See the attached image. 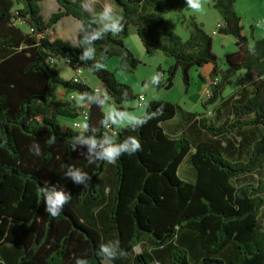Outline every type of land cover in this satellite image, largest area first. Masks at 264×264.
Masks as SVG:
<instances>
[{
    "label": "trees",
    "instance_id": "16d2710c",
    "mask_svg": "<svg viewBox=\"0 0 264 264\" xmlns=\"http://www.w3.org/2000/svg\"><path fill=\"white\" fill-rule=\"evenodd\" d=\"M41 1L0 0V264H264V37L244 33L237 0H213L221 17L218 33L234 37L238 46L227 54L226 69L219 66L203 24L189 20L190 36L183 40L158 18L182 11L186 0H113L123 27L95 40L89 61L79 56L87 47L81 41L98 27L95 13L82 0H56L58 10L45 20ZM65 16L82 23L76 43L48 36ZM132 27L147 54L161 51L175 59L165 88L173 86L180 71L188 92L190 70L212 65L211 77L220 78L206 103L221 100L228 113L221 123L200 118L194 139L172 137L164 123L183 108L152 100L143 115L151 119L142 126H103L107 97L118 104L136 98L106 68L114 56L128 72L141 64L125 42ZM67 59L82 72L91 71L100 82L98 90L64 78L57 66ZM158 71L164 74L161 67ZM239 71L244 73L241 86L223 97ZM60 90L68 96H59ZM82 94L100 101L85 95L87 130L62 125L61 116H80L74 99ZM260 127L262 134L251 130ZM80 135L109 136L117 143L131 136L141 149L113 164L89 165L86 146L74 144ZM34 142L38 157L29 151ZM187 157L194 180L179 174ZM68 166L89 174L87 187L63 175ZM46 184L71 195L55 218L45 212L41 189ZM101 244L113 247L115 257H101Z\"/></svg>",
    "mask_w": 264,
    "mask_h": 264
},
{
    "label": "rangeland",
    "instance_id": "374dc122",
    "mask_svg": "<svg viewBox=\"0 0 264 264\" xmlns=\"http://www.w3.org/2000/svg\"><path fill=\"white\" fill-rule=\"evenodd\" d=\"M194 3L198 4V8H192L188 5L182 11L166 12L158 18L163 19L167 26L183 40L188 39L190 36V29L187 26V22L189 20L194 18L198 23L203 24V28L212 36L214 40V52L218 56L219 66L226 68L227 55L224 52L226 50H238L236 40L234 37L228 35L226 36V40L223 41L224 37L221 34H212V31L217 26L216 17L219 15V12H217V10L213 7L212 0H196ZM43 7L45 17L49 18L58 10V3L56 0H43ZM236 10L242 18L244 33L248 35V37H250L249 35L252 33L256 39L263 38L264 0H237ZM74 20L77 21V19L72 16L65 17L58 25L55 26V30L57 31L60 26L66 24L67 21ZM211 26H213V28ZM125 42L126 45L141 60V64H139L133 72H128L120 68V58L118 56L112 57L106 64V68L113 72L120 82L128 84L132 88L133 93L136 95V98L133 100L124 101L120 104L113 102L112 99L107 97L103 105V110L113 119L119 121L117 124L113 125L115 130H119L122 126L131 124L141 118L146 113L148 103L152 100H165L174 104L177 103L182 108H184L185 104V99L182 97L184 84L180 72L175 76L173 86L171 88H165L164 86L168 77L167 70L174 64L175 59L165 55L161 51H157L153 55L147 54L135 27L131 28L130 34L125 39ZM159 67H161L164 71V77L162 78L158 71ZM57 68L60 74L66 79H70L74 76L75 69L68 66L63 60L58 63ZM243 74L240 71L230 78L229 83L225 88V92H223L224 94L226 93L225 95L233 94L241 86V78L243 77ZM157 75L159 76V82L153 85L151 83L152 77ZM80 78L81 80H84L85 78L91 86L99 85L100 87V82L89 70L81 72ZM140 94H143L146 99L144 105L142 106H138V96ZM59 96L66 97L68 95L63 90H60ZM77 97L79 96L76 95L74 104L80 110V116L77 118L61 116L60 122L62 125L70 127H74L76 122H80L81 130H85L82 126L85 124L87 125V123L83 119L82 115L83 112L88 111V105L85 102L78 103ZM262 218L264 219V210L262 212ZM140 250V246H137L136 251Z\"/></svg>",
    "mask_w": 264,
    "mask_h": 264
},
{
    "label": "clouds",
    "instance_id": "9594fccd",
    "mask_svg": "<svg viewBox=\"0 0 264 264\" xmlns=\"http://www.w3.org/2000/svg\"><path fill=\"white\" fill-rule=\"evenodd\" d=\"M186 3L189 5V7L198 8V4L194 3V0H186ZM98 17L99 19L96 21L98 27L93 29L90 35L81 41V43L87 45L83 51V54L79 56V60L81 61H89L94 59L95 48L93 47V42L95 40L101 39L107 32L117 34L123 27L121 18L118 15L113 14L110 8L103 9V11L98 14ZM100 66L101 65L98 63L94 64V67L96 68H99ZM158 82L159 76H153L151 83L154 85ZM85 95L88 94H82L77 97V102H84ZM88 98L89 101L100 103L95 95H88ZM148 119H151V116L145 115L134 121L131 126L140 127L146 123ZM118 122L119 121L113 119L110 115H105V117L101 120V123L104 127H110L117 124ZM82 127L87 130L88 126L85 124ZM48 142L54 144L56 142V137L54 135L51 136ZM74 144L86 146L87 154L85 158L89 165H92L97 161L113 164L122 154L133 155L141 149L139 140L131 136L117 143L112 139V137L109 136H104L102 139H98L96 136L86 137L80 135L74 139ZM29 151L34 156L38 157L41 155L39 148L35 146V142L33 143V146L29 148ZM63 175L70 178L73 183L83 185V187H87L91 180V177L86 171L74 166H68ZM41 195L43 196L45 212L53 218L60 215L63 207L71 199V195L68 192L62 189H57L55 186L49 187L48 184L42 187ZM97 252L101 257L108 259H112L116 255L115 249L105 244H101ZM77 264H84V262L77 260Z\"/></svg>",
    "mask_w": 264,
    "mask_h": 264
},
{
    "label": "crops",
    "instance_id": "0c3cea01",
    "mask_svg": "<svg viewBox=\"0 0 264 264\" xmlns=\"http://www.w3.org/2000/svg\"><path fill=\"white\" fill-rule=\"evenodd\" d=\"M82 1H83V4L86 10L89 13H95L96 21H98L99 19L98 14L101 13L103 9L105 8H110L113 14L118 15L121 18V15H122L121 11L119 7H117L114 4L113 0H82ZM236 3L234 5L235 10H236ZM41 7H42V14H43L44 19L48 20L49 18H46L44 15L43 0L41 1ZM65 17H68V16H65ZM65 17H63L56 25H58ZM216 18H217L216 23L221 21L220 14ZM55 26L53 27V29L48 30V36L50 39L64 38L70 41L71 43H76L78 33L80 29L82 28V23L79 20L67 21L66 24L60 26V28L57 31L55 30ZM211 27L213 28V26ZM222 36L224 37L223 39L224 41L226 40L227 38L226 36L228 35H222ZM249 41L251 44H253L252 39H250ZM213 50H214V40H213ZM235 51L226 50L224 53L227 55ZM222 69H226V68H222ZM211 70H212L211 64H206L202 67L196 66L190 70L191 86L187 93L184 92V85H183L182 97L183 99H185L183 112L181 113L179 112L172 119L164 123V128L166 129L167 133L170 136L179 137L180 135H183V136H187L188 138L192 140L196 137V134H198L199 130L196 127L200 128V125H199L200 118H209L217 124V123H221L227 116L228 114L227 111L224 108H222V106H220L221 100H217L214 103H208V104L206 103L205 90L207 89L209 80L211 78ZM241 72L243 74V71ZM74 74H75V71H74ZM83 81L87 82L85 78ZM92 87H94L95 89H98L99 85L92 86ZM225 94L223 93V97L229 96ZM187 113H195L197 115L192 116ZM251 130H254L257 134H262L263 132V129L261 127L257 129H251ZM235 136L236 134H232L229 136V138L233 139V137ZM185 160L180 165L179 174L184 179L194 180L195 172L193 168L191 167V165L188 163L189 162L188 157Z\"/></svg>",
    "mask_w": 264,
    "mask_h": 264
},
{
    "label": "built area",
    "instance_id": "2783aa9c",
    "mask_svg": "<svg viewBox=\"0 0 264 264\" xmlns=\"http://www.w3.org/2000/svg\"><path fill=\"white\" fill-rule=\"evenodd\" d=\"M221 26V22L217 23V26L216 28L212 31V34L213 35H216L218 34V29L220 28ZM65 63L72 67L73 69H75V74L74 76L72 77L73 81L74 82H80L81 81V78H80V74L82 72L81 68L78 66V64H74V65H71V62L70 60H66ZM164 77V74H161V78ZM219 76H213L210 78L209 80V83H208V86H207V89L205 90V97H206V100L212 95V91H213V88L217 85V83L219 82ZM98 90V89H96ZM71 98H74V95H71ZM146 99H145V96L143 94H140L138 96V106H142L144 105ZM83 119L86 120L88 118V111H85L83 112ZM75 129H81V123L80 122H76L75 123V126L73 127ZM109 129H113L112 126L109 127ZM113 132H115V130H113Z\"/></svg>",
    "mask_w": 264,
    "mask_h": 264
}]
</instances>
